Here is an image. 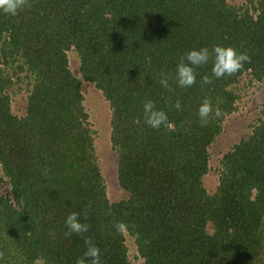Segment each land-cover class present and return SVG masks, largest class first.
Listing matches in <instances>:
<instances>
[{"label": "trees", "instance_id": "trees-1", "mask_svg": "<svg viewBox=\"0 0 264 264\" xmlns=\"http://www.w3.org/2000/svg\"><path fill=\"white\" fill-rule=\"evenodd\" d=\"M224 0H28L15 17L0 13V264H76L84 238L66 236L80 214L103 264H130L126 235L144 264H261L264 261V109L262 121L220 160L207 194L208 148L236 110L232 87L244 73L264 81V0L252 17ZM231 46L250 62L231 77L177 86L175 68L194 48ZM111 110L110 142L128 198L111 203L96 162L81 81ZM7 69L12 74L5 73ZM166 73L168 87L159 83ZM24 75L25 115L6 90ZM207 98L220 116L202 126ZM168 113L172 128L148 127L143 103ZM179 100L181 110L172 105ZM123 222L124 231L115 225Z\"/></svg>", "mask_w": 264, "mask_h": 264}, {"label": "rangeland", "instance_id": "rangeland-1", "mask_svg": "<svg viewBox=\"0 0 264 264\" xmlns=\"http://www.w3.org/2000/svg\"><path fill=\"white\" fill-rule=\"evenodd\" d=\"M224 1L229 6L239 7L241 10L238 13L240 14H245L247 11L252 17L257 15V12L254 11L257 0ZM67 59L70 71L81 81L83 106L88 115L90 128L94 132L96 162L106 187L107 197L111 203L127 199L128 193L120 187L118 182L117 155L110 142L111 110L109 103L94 84L83 81L79 73L78 55L73 49L67 52ZM5 73L12 74V71L7 69ZM13 77V84L5 92L10 97L12 114L21 117L25 115L27 81L23 74L20 75L21 80ZM232 89L238 97L235 103L236 110L224 119L220 134L207 150L209 154L208 173L203 177V184L209 195L216 191L219 184L220 160L223 155L242 139L250 136L253 128L262 121L264 81H256L251 78L250 74L244 73ZM0 195L11 198L6 179L0 186ZM125 243L130 264H144V261L138 256L133 239L126 235ZM261 264H264V261Z\"/></svg>", "mask_w": 264, "mask_h": 264}, {"label": "clouds", "instance_id": "clouds-1", "mask_svg": "<svg viewBox=\"0 0 264 264\" xmlns=\"http://www.w3.org/2000/svg\"><path fill=\"white\" fill-rule=\"evenodd\" d=\"M28 5V0H0V13L15 17ZM211 62V74L200 76V83L210 85L213 80L231 77L241 72L246 63L250 62L247 53L238 51L231 46L214 45L208 47L194 48L187 51L180 57L175 68V80L178 87L190 88L197 83L199 73L197 69L208 65ZM159 83L162 87H168V77L166 73H160ZM177 111L181 110V103L177 100L172 105ZM202 126L207 125L209 119L214 115L220 116L219 109H214L211 100L205 98L200 104L197 112ZM143 118L145 124L159 130L161 127L172 128L168 119V113L164 109L157 108L152 100L143 103ZM67 226L66 236L76 234L84 238L86 250L76 261V264H103L101 249L84 234L89 231V225L80 221V214L70 213L65 220ZM117 231H124L127 225L123 222L115 225Z\"/></svg>", "mask_w": 264, "mask_h": 264}]
</instances>
